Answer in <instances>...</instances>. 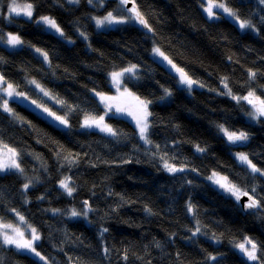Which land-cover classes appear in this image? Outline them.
<instances>
[{"label":"trees","instance_id":"1","mask_svg":"<svg viewBox=\"0 0 264 264\" xmlns=\"http://www.w3.org/2000/svg\"><path fill=\"white\" fill-rule=\"evenodd\" d=\"M11 1L0 0V38L17 34L22 46L11 50L0 40V77L31 102L46 104L43 89L59 104L46 105L69 128L16 100L9 103L12 114L0 107V146L15 149L21 171L0 174V220L22 215L52 264H249L236 247L245 238L257 244L255 264H264V176L233 155L243 153L264 170V121L249 120L252 106L233 98L251 91L264 99V0H217L249 22L248 31L226 18L210 21L201 0H129L152 31L138 22L98 30L95 17L131 15L116 0L103 6L19 0L33 5V20L6 19ZM45 16L63 37L37 23ZM154 45L201 88L191 94L180 88L152 58ZM133 65L123 83L150 102L149 146L114 114L105 121L115 136L84 126L86 118L106 113L97 93L113 92L108 75ZM224 130L248 138L233 144ZM165 162L185 169L169 172ZM212 173L261 206L245 212L208 180ZM61 181L69 182L72 195ZM0 264L42 263L0 240Z\"/></svg>","mask_w":264,"mask_h":264},{"label":"snow or ice","instance_id":"2","mask_svg":"<svg viewBox=\"0 0 264 264\" xmlns=\"http://www.w3.org/2000/svg\"><path fill=\"white\" fill-rule=\"evenodd\" d=\"M73 2H78V0H73ZM91 2V0H90ZM121 4L127 5L129 3V0H120ZM213 8H220L223 9L225 13H227L229 16L235 17V13L233 12L232 9L227 7L223 3H212L210 2L208 7L205 9V11L208 13L209 17H212L214 15L213 13ZM9 12L15 15H20L21 11H23V14L27 16L28 18H31L33 16V5L31 3H28L23 6V9H21V6L16 3V0H12V4L9 7ZM133 16L130 17V19H135L138 23L142 24L145 28H148L149 31H152V29L149 27L147 21L144 19V17L141 15L139 10L135 7L133 4V8L131 9ZM41 22L44 24H47L50 28H54L57 32H61V29L59 26L56 24L55 20L51 19L50 17H41L40 18ZM126 21L122 19H117L112 15V13H109L106 17L103 19H97L96 24L97 26H103L105 23L107 24H113V23H125ZM240 27L245 28V27H252V25L248 22H240ZM61 35L63 33L61 32ZM8 43L15 46L19 43H21L20 39L18 36H13L10 35L8 37ZM155 54L161 56L164 60H167L170 65H172L173 68L176 69V71L180 74V79L181 83L186 84L189 86V88L196 83L193 81L187 73L183 71L181 68H177L175 64L172 63V61L165 56L163 52L160 51L159 48L154 49ZM45 58H47L45 54ZM125 73H130L134 74L135 73V66L133 65L130 68L124 69L123 72H113L112 79L113 81L119 85L121 78L124 76ZM257 73L250 71L249 72V78L254 80L256 77ZM35 83V82H33ZM7 84L6 88H3L2 90L6 93L8 97H12L15 92V88L13 85L8 84L6 81L3 80V77H0V85ZM225 88H228L227 83L225 82L224 84ZM43 91V89H42ZM127 95L132 96L131 93L128 92L127 89L124 90ZM167 91V90H166ZM170 95V93H168ZM229 95H231V91L229 90L228 92ZM45 95H48L47 92H45ZM97 95H100V98L102 101H110L113 100V97H106L103 94L97 93ZM234 99H240L239 97H233ZM134 99L137 101V114L134 116V119L136 120L137 127L139 129L140 137L142 140L145 141V143H151V141L148 139V128H149V123H148V117L151 115V113L148 112V104L150 103L149 101H144L140 100L139 97H134ZM244 100H247L249 104L252 105L254 109V115L253 118H258V117H264V99H260L259 97L255 96L254 92H249L247 96L243 97ZM109 108L111 105H107ZM2 107L4 112H8L12 114V109L8 106V101L4 100L3 104L0 105ZM118 112L122 111L121 108L117 107L116 109ZM44 111H49L47 108L44 109ZM132 114V113H129ZM49 115H52L55 117V119L59 120L62 124L67 125V121L60 117V116H55L54 113L49 111ZM103 117H99L98 119L96 118H86L84 126L85 127H97L101 131L107 132L110 135L115 136L116 132L110 128L108 125L103 123ZM225 131V135H227L228 139L230 142H236V141H243L247 140V135L243 132L239 133L238 135L234 132H228L227 130ZM198 151H202V149H197ZM17 152L15 149L9 148L8 145H3V148H0V171H3L8 168H15L17 170H20V165L17 163ZM238 159L244 163L247 164L248 167L251 169L252 173H259L261 176H264V170H261L260 168H257L255 164L252 163L251 160H249L248 156L241 153L238 156ZM164 167L169 171V172H176V171H183V169H176L169 165L167 162H165ZM226 180V178H223ZM219 183V181H217ZM65 191L68 193V195H72L73 188L69 186V182L67 181H61L60 185ZM221 187L225 188L226 191L230 192L232 195L236 196V198L239 200L240 195H248V193L241 192V189L238 188L236 185L230 184V183H223L220 185ZM28 185H25V188H27ZM256 189L253 188L252 192L255 193ZM249 203L247 204L248 208H256L260 207V203H258L257 200L253 199L252 196H249ZM85 204H87V201H85ZM19 215V214H17ZM73 216L80 215V213H77L76 211L72 212ZM20 221H24L23 216H19ZM4 228L11 229V231L14 233V235H9L8 232H0V237L3 239V243L5 245H14L16 248L21 249H27L31 252H34L36 256H38L41 260H44L45 258L40 255L38 251H36L35 247L33 246V242L36 240L40 239L39 234L37 233V230L35 228L31 229L32 232V237L30 240H24V233L21 232L18 228L14 227L11 224H7L3 226ZM199 229H197L198 231ZM106 231V229H105ZM250 246V247H246ZM236 247L239 248V250L244 253L247 258L251 261H256L258 259L257 256V251L258 247L257 244L251 239V238H245L243 242L238 243ZM105 252L108 250L105 249ZM264 255V254H262ZM127 259V257H125ZM211 259H215V257H211ZM45 264H47V261H45Z\"/></svg>","mask_w":264,"mask_h":264},{"label":"rangeland","instance_id":"3","mask_svg":"<svg viewBox=\"0 0 264 264\" xmlns=\"http://www.w3.org/2000/svg\"><path fill=\"white\" fill-rule=\"evenodd\" d=\"M68 3L70 4H77L79 2H73V0H67ZM108 1V0H91L90 4L92 6H95V5H100V6H103L104 3ZM120 3V7L123 9L125 8L126 5H123L121 4L120 0H116ZM212 2V3H223L225 4V2L223 1H217V0H201V8H202V11L204 13V15L210 20V21H214V20H219V19H222V18H226V19H229L230 21H232L233 23H235L239 28L240 30L242 31H248V30H252V27H245V28H241L240 27V22H246V21H243L241 19H239L236 15L235 17L233 16H229L227 13H225L223 11V9H220V8H213V13L214 15L212 17H209L208 13L205 11V9L208 7L209 3ZM16 3L18 5L21 6V9H23V6L28 4L26 2H21L19 0H16ZM12 4V1L11 3L9 4L8 6V9L10 7V5ZM226 5V4H225ZM227 6V5H226ZM228 7V6H227ZM7 9V12H6V19H8L9 17L11 16H15V17H20V18H24V19H27V20H33L34 19V10H33V16L31 18H28L27 16H25L23 14V11H21V14L20 15H15V14H12L9 12V10ZM112 13V15L114 17H116L117 19H122L124 21H126L125 23H113V24H107L105 23L103 26H97L96 24V20L97 19H103L104 17H106L109 13L103 15V16H98V17H95L93 18V23L95 25V27L98 29V30H109V29H113V28H116V27H120V26H123L125 24H133V23H136L137 21L135 19H130V17H132V15H117L115 14V12H110ZM0 16H1V10H0ZM37 23L40 24L43 29L47 32H50V33H53L59 37H63V35H61V32H57L54 28H50L47 24H44L43 22H41L40 19L37 20ZM249 23V22H248ZM257 33V32H256ZM10 35H13V36H18L17 34H7L5 36V38H0L1 42H2V46H5L6 48L8 49H11V50H15V49H19L21 46H22V41L21 43L13 46L11 44L8 43V37ZM81 37H83V35H80ZM19 37V36H18ZM68 43H73L74 40L72 39H65ZM158 47L156 45L153 46V51H152V58L156 61H158L159 63H161L170 73H172L176 78H177V81H178V86L182 89H185V91L188 93V94H191L192 91L194 89H200L201 86L196 82L194 83L190 88L188 85L186 84H183L181 83V79H180V74L176 71L175 68L172 67V65H170L168 63L167 60H164L161 56L155 54L154 52V49H157ZM35 51L36 54H38L40 57H42L46 63H48V57L45 58V53L43 51H41L40 49L38 48H34L33 49ZM161 51V50H160ZM162 52V51H161ZM164 53V52H163ZM165 54V53H164ZM47 56V55H46ZM165 56H167L165 54ZM168 57V56H167ZM169 58V57H168ZM170 59V58H169ZM171 60V59H170ZM172 61V60H171ZM173 64H175L173 61H172ZM176 65V64H175ZM177 68H179L177 65H176ZM136 68V67H135ZM123 70H120V71H115V72H123ZM113 72H111L108 77H109V80H110V83H111V86H112V90L113 92L112 93H109V94H103L104 96L106 97H113L114 99L113 100H110V101H102L101 98H100V95H97V98L100 100V102L105 106V109H106V113L101 116L103 117V123L108 125L109 124L105 121V118L106 116H113L114 117H121V118H124V119H127L128 121H130L136 128L137 132H138V135H139V138L140 140L146 145V146H149L150 143H145L144 140L141 139L140 137V133H139V129L137 127V123H136V120L134 119V116L137 114V101L134 99V97H137L129 88L127 85H125L123 82L124 78L128 75H131L130 73H125L124 76L121 78L120 80V83L119 85H117L113 79H112V74ZM133 76V75H131ZM193 80V79H192ZM194 81V80H193ZM7 87V84H3V85H0V98H1V105L3 104L4 100H7L8 101V106H9V103H10V100H16V101H19L21 103H24L26 105H28L29 107L33 108V109H36L38 110L41 115L43 117H45V119L47 118L48 121H50L52 124H54L56 127L60 128V129H63V130H67L69 128V123L67 121V119L63 116H60L58 114H56L55 112H53L49 106H47L46 104H51V105H59L57 103V101L51 96V95H45V91H41L39 89V91L42 93V97L44 99V101H46V104L44 103H39V102H36L34 100H32L33 102L31 101H28V100H31L30 98H28L25 94H22L20 92H18L15 88V92L16 94H14L12 97H8L6 95V93L2 90L3 88H6ZM125 89L128 90L129 93L132 94V96H129L127 95V93H125ZM247 96V95H245ZM245 96H239L240 99H237V100H240V101H243L247 104L248 101L247 100H244L243 97ZM140 99V98H139ZM141 100V99H140ZM31 105V106H30ZM107 105H111V107L109 108ZM251 105V104H250ZM33 106V107H32ZM149 106V104H148ZM252 106V105H251ZM117 107L121 108L122 111H117ZM47 108L50 112L54 113L55 116H60L62 118H64L66 121H67V125L65 124H62L59 120L55 119L54 116L52 115H49V111H44V109ZM253 109V107H252ZM148 112H149V109H148ZM129 113H132V114H129ZM116 115V116H115ZM253 115H254V109L252 110V112L250 113L249 115V120L251 121H254L256 122L257 121V118H253ZM88 118H96L98 119L99 117H88ZM259 118V117H258ZM148 123H149V117H148ZM110 127V126H109ZM89 128V127H87ZM92 129H95L97 131H100V132H103L105 134H108L107 132H104V131H101L99 128L97 127H90ZM148 135V133H147ZM149 139V138H148ZM0 148H3V146H0ZM10 148V147H9ZM13 149V148H12ZM241 153H237V152H233V155L234 157L236 158V160L241 163V164H244L242 163L239 159H238V156L240 155ZM17 163H18V156H17ZM19 164V163H18ZM245 165V164H244ZM248 166V165H247ZM176 169H185V168H178V167H174ZM8 172H21L20 170H17L15 168H8V169H5L3 171H0V174H5V173H8ZM180 172V171H178ZM225 178L223 175L219 174V173H212L209 177H208V180L211 181L212 184H214L215 187H217L219 190H221L222 192H224L225 194L227 193V195L229 196H234L232 195L230 192L226 191L225 188L221 187L220 185L223 184V183H230L232 184L231 182H229L227 179H223ZM217 181H219V183H217ZM68 182V181H67ZM61 185V183H60ZM234 185V184H233ZM61 187V186H60ZM66 192V191H65ZM242 192V191H241ZM67 193V192H66ZM243 193V192H242ZM68 194V193H67ZM242 196V194L240 195V197ZM236 197V196H234ZM18 213H14V217H15V221L14 222H3L0 220V232H8L9 235H14V233L11 231V229H7V228H4L3 226L4 225H7V224H11L13 225L14 227L18 228L21 232L24 233V240H30L31 237H32V232H31V229L34 228L33 226H31L30 224L27 223L26 219L24 218V221H20L19 219V216H22V215H17ZM85 215V214H84ZM81 217V215H78ZM38 233V232H37ZM39 234V233H38ZM40 236V235H39ZM0 240L2 241L3 243V239L2 237H0ZM40 242V239L39 240H36L33 242V246L35 247L36 251H38L37 249V245L39 244ZM3 245L5 247H9V248H13L15 249L17 252L19 253H23V254H27L33 258H35L36 260H38L39 262H41L42 264H45V261H47V264H52L50 263L39 251L40 255L43 256L45 259L44 260H41L38 256L35 255L34 252H31L27 249H24V248H21V249H18L16 248L14 245H5L3 243Z\"/></svg>","mask_w":264,"mask_h":264},{"label":"water","instance_id":"4","mask_svg":"<svg viewBox=\"0 0 264 264\" xmlns=\"http://www.w3.org/2000/svg\"><path fill=\"white\" fill-rule=\"evenodd\" d=\"M133 4L135 5V3L133 2V1H130L127 5H126V8H127V10H128V12L131 14V15H133V13H132V11H131V9L133 8ZM135 7L137 8V6L135 5ZM138 9V8H137ZM144 29H148V28H145L142 24H140ZM261 120H263L264 121V117H259ZM228 141H229V139H228ZM245 142H246V140H243V141H236V142H231V143H233V144H238V143H244L245 144ZM249 195H243L242 197H240V199H239V203H240V205H241V207H242V209L245 211V212H252V211H254L256 208H248L247 207V204L249 203ZM238 253H239V255H241V257L242 258H244L249 264H255L256 263V261H251V260H249L248 258H247V256L244 254V253H242L239 249H238Z\"/></svg>","mask_w":264,"mask_h":264},{"label":"bare ground","instance_id":"5","mask_svg":"<svg viewBox=\"0 0 264 264\" xmlns=\"http://www.w3.org/2000/svg\"><path fill=\"white\" fill-rule=\"evenodd\" d=\"M10 3H11V2H10ZM10 3H9V4H10Z\"/></svg>","mask_w":264,"mask_h":264}]
</instances>
